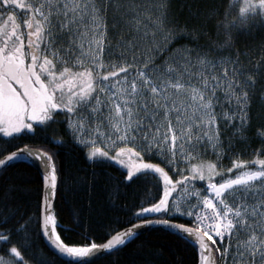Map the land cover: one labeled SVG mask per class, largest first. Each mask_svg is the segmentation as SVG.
I'll return each instance as SVG.
<instances>
[{"label":"snow or ice","instance_id":"snow-or-ice-1","mask_svg":"<svg viewBox=\"0 0 264 264\" xmlns=\"http://www.w3.org/2000/svg\"><path fill=\"white\" fill-rule=\"evenodd\" d=\"M188 7L189 16L203 15L200 23L181 25L172 0H0L3 137L64 122L87 163L115 164L122 173L117 183L103 186L109 197L138 177L163 184L158 199L146 197L154 202L128 210L135 223L109 225L102 243L87 235L84 243H69L54 214L60 172L55 151L24 145L7 152L0 159L4 168L36 163L43 186L36 223L68 264H91L105 250L120 251L143 225L191 241L197 264H218L217 253L223 264L229 256L231 264H264V123L254 134L261 139L257 155L232 159L226 169L220 164L237 134L240 153L248 147L252 103L258 84L264 88V41L231 51L241 34L264 30V0H217L207 14ZM210 21L223 39H212ZM189 34L206 35L210 43L169 52ZM259 99L264 101V92ZM209 152L215 161L202 158ZM166 168L181 175L173 180ZM73 182L93 186L86 176ZM0 191V264H48L29 251L32 214L14 203L12 185L0 182Z\"/></svg>","mask_w":264,"mask_h":264},{"label":"trees","instance_id":"trees-1","mask_svg":"<svg viewBox=\"0 0 264 264\" xmlns=\"http://www.w3.org/2000/svg\"><path fill=\"white\" fill-rule=\"evenodd\" d=\"M215 2L217 0H172L173 13L178 17L181 25L187 21L188 25L191 26L200 23L203 15L189 16L188 6L191 5L193 11L199 7L201 14H207L209 6ZM227 2L228 0H225V3ZM214 19H219V17H214ZM208 27L212 32V39H223L222 32L219 36L215 34L212 21L209 22ZM262 41H264V30H256L252 35L241 34L232 45L231 51L233 54H235L236 49L241 52L248 51L249 45ZM209 43L206 35H200L198 39L195 38L194 34L181 35L175 40V44H202L206 47ZM228 53L229 49L226 48L222 54L227 55ZM209 54L219 55L220 53L212 51ZM258 56L259 53L257 52ZM262 92H264V88L258 84L257 98L252 103L251 108L253 113L251 127L245 134L249 138L246 141L248 147L243 153H240V149L244 145L241 144V137L237 134L235 148L220 159V164L225 169L230 167L232 159L251 160L254 155H257L255 149L260 146L261 139L254 134L264 123V101L259 99ZM231 134V128L225 131V143ZM56 137L66 142L63 145L53 143L52 140ZM24 145L34 148L43 145L47 149H53L57 155L60 172L58 173L59 184L54 199V214L61 226L57 229L58 232L62 235V239L69 243H84V235H87L90 240L102 243L106 239L103 233L109 225L125 228L127 225L135 223L129 218L128 210L134 212L137 207L154 202V199H146V197L152 196L158 199L159 194L163 191L162 182L157 186L155 180H145L143 177H138L131 183L121 184L120 192L114 198L109 197L103 191V186L117 183L121 179L122 173L115 164L93 165L87 163L83 149L69 139L61 123L35 127L31 132L22 130V134H16L11 139L3 137V134L0 133V157ZM233 153L239 154L238 157ZM207 160L215 161L213 157L207 158ZM93 167L96 168L95 173L91 171ZM167 171L173 178L171 170L167 169ZM74 176H86L88 181L93 183V186L90 187L89 183H74ZM93 176L96 177L94 182L92 181ZM109 177L115 179H109ZM0 182L5 185H12L11 196L14 198V203L27 209L25 215L32 214L33 218L29 225L32 236L31 240L27 241L30 245L29 251L33 252L41 262L68 264L67 261L52 253L39 235L36 216L39 211L37 204L40 203L42 184L35 167L29 161L27 163H12L10 167L0 169ZM0 195H2V191H0ZM15 219L17 218L13 217L9 223H13ZM182 222L191 223L188 220ZM197 261L198 252L192 246L191 241L185 243L177 240L175 236L162 229H148L138 233L120 251L110 250L102 257L91 261V264H133V262L135 264H197ZM33 264L36 262L34 261Z\"/></svg>","mask_w":264,"mask_h":264},{"label":"rangeland","instance_id":"rangeland-1","mask_svg":"<svg viewBox=\"0 0 264 264\" xmlns=\"http://www.w3.org/2000/svg\"><path fill=\"white\" fill-rule=\"evenodd\" d=\"M187 45H189V44H175V43H173V44L171 45V48L169 49V52H171L173 49H177V50H178V47H179V46H187ZM229 128H230V127H229ZM229 128H228V129H229ZM231 129H232V128H231ZM211 157H213L214 160L217 159L215 153H212V152H209V153L207 154V156L205 155V156H203L202 158L207 160V158L210 159ZM220 159H221V157H220ZM153 162L161 163V161H160L159 159H156V158H153ZM193 162H195V161H193ZM161 166H165L164 163H161ZM181 167H183V165H182ZM167 169H168V168H166V171H167ZM171 174L173 175V178L171 177L170 174H169V175H170V177H171L173 180H176V179L179 177V175H181L180 172H175V174H173L172 171H171ZM198 187H199V185H198ZM217 246H219V245H217ZM216 255H217V254H216ZM216 257H217V256H216ZM218 258H219V260H218ZM224 260H225V257H223V256H221V255L219 254V257H217V262H218V264H223ZM228 260H229V264H231L232 257L229 256V257H228Z\"/></svg>","mask_w":264,"mask_h":264},{"label":"water","instance_id":"water-1","mask_svg":"<svg viewBox=\"0 0 264 264\" xmlns=\"http://www.w3.org/2000/svg\"><path fill=\"white\" fill-rule=\"evenodd\" d=\"M21 148V147H20ZM3 158V156L0 158V159H2ZM29 162L35 167V169L37 170V165H36V163L34 162V161H31V160H29ZM3 168V166H0V169H2ZM38 172V171H37ZM42 196H43V186H42V194H41V201H42ZM126 228V227H125ZM148 229H162V227H160V226H157V225H143V226H141V228L138 230V233H141V232H143V231H145V230H148ZM163 230V229H162ZM39 235H40V237H41V240L43 241V243L47 246V248L52 252V253H54L55 255H56V253L50 248V246L48 245V242L41 236V234H40V232H39ZM106 252H108L109 250H105ZM104 255V254H103ZM103 255H98V256H96L94 259H92L91 261H94V260H96V259H98V258H100V257H102ZM57 257H59L60 259H62L60 256H58V255H56ZM62 260H64V261H67L68 262V260L67 259H62Z\"/></svg>","mask_w":264,"mask_h":264},{"label":"bare ground","instance_id":"bare-ground-1","mask_svg":"<svg viewBox=\"0 0 264 264\" xmlns=\"http://www.w3.org/2000/svg\"><path fill=\"white\" fill-rule=\"evenodd\" d=\"M23 147V146H22ZM34 148V147H33ZM6 155V154H5ZM1 158V157H0ZM41 194H42V189H41ZM179 195H180V193H177V196L179 197ZM40 202H41V198H40ZM186 220V219H185ZM110 251V250H109ZM108 251V252H109ZM217 257H219V253H217V255H216ZM217 257H215V259L217 260ZM218 260H219V258H218Z\"/></svg>","mask_w":264,"mask_h":264},{"label":"flooded vegetation","instance_id":"flooded-vegetation-1","mask_svg":"<svg viewBox=\"0 0 264 264\" xmlns=\"http://www.w3.org/2000/svg\"><path fill=\"white\" fill-rule=\"evenodd\" d=\"M52 125H55V124H57V123H51ZM61 124H62V127H63V130L65 131V123L64 122H61ZM48 125H50V124H48ZM47 125V126H48ZM67 135L69 136V134L67 133Z\"/></svg>","mask_w":264,"mask_h":264}]
</instances>
